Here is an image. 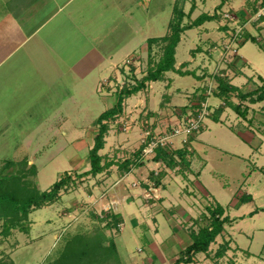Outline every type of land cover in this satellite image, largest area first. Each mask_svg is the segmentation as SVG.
<instances>
[{
    "label": "rangeland",
    "instance_id": "1",
    "mask_svg": "<svg viewBox=\"0 0 264 264\" xmlns=\"http://www.w3.org/2000/svg\"><path fill=\"white\" fill-rule=\"evenodd\" d=\"M172 1L150 0L147 10L140 8L142 13L139 10L137 17L127 19L118 15L119 10L125 8L112 4L108 48L112 47V55L115 51L120 54L112 57L110 70L93 91L91 79H86L88 90L83 95L76 91L73 100L64 96L62 102L56 103L46 98L43 102L28 103L40 112L32 118L0 120V172L7 161L17 163L4 170L16 177L7 183V189L18 193L26 186L46 190L59 178L65 180L56 199L20 218L24 230L12 228L4 235L2 231L8 222L0 217V264H85L87 261L77 253L85 243L91 251L86 264H111V259L103 255L105 250L100 248L102 242L107 246L111 241L124 258L131 256L133 263L150 257L155 260L154 264H160L156 257L159 258L162 250L167 257L176 260L184 250L181 251V241L177 238L181 237L180 227L185 230V226L188 231L192 226L182 220L181 209L192 204L199 212L208 213L207 206H214L216 201L224 209L228 208V212L235 210L233 205L229 206L231 201L241 204L240 212L262 205L254 220L247 218V222L256 227L253 237L237 234L236 240L243 248L250 244L255 253V261L246 260L244 264H264V229L259 228L264 227V175L256 170L259 166L264 173V137L259 139L257 134L263 131L264 124L256 118V125L243 123V118L226 107L222 98H215L217 83L212 79L220 51L226 49V43L231 44L227 29L234 32L237 26L242 27L240 39L234 44L237 49L233 54L227 52L233 56L220 65L219 78H227L239 86L251 82L247 80L242 84L233 80L242 73L243 61L239 54L248 61L246 74L256 81L253 72L264 77V0H225L221 7H218L221 0H175L185 13L184 26L201 14L217 13L218 16L180 34L174 65L181 72L195 75L177 73L181 76L173 79L171 73L164 72L161 79L146 81L138 91L129 95L123 93L121 110L115 107L119 93L137 86L162 58L165 43H153L148 50L147 39L170 33ZM225 3H230L231 7H223ZM131 39L132 51L118 50ZM207 88L212 91L206 102L207 112L200 119L201 127L185 133L183 128L198 118L200 103L206 101L202 96L206 95ZM229 97L232 102L239 101L234 95ZM75 99L77 103L72 102ZM25 105L24 102L22 106ZM222 106L225 109H221L219 119L224 124L210 118L212 112ZM261 106L259 103L248 108L256 116V113L264 114ZM107 110L113 112L103 121L107 131L103 147L97 151L100 170L94 172L89 154L99 129L97 118ZM177 128L180 133L175 132ZM156 146L170 152L173 167L153 159ZM183 148L187 149L188 165L175 153ZM126 162L127 168H124ZM32 165L35 172L30 170ZM129 174L135 178L132 182L124 178ZM160 176L161 181H155L154 177ZM248 186L251 192L257 191L256 198L253 202L241 203L239 196L247 194ZM138 187L144 188V192L139 193L138 198L133 197L131 192ZM129 196L141 205L136 201L125 206L124 199ZM193 197H198L199 205ZM164 199L165 212L161 203ZM117 210L124 216L118 229L112 227L109 215ZM226 214L223 213L222 218L227 216L232 222ZM169 217L176 221L175 225ZM241 227L249 225L241 224ZM171 237H175L177 243H172ZM216 241L208 249L212 257L218 248ZM64 250L69 257L65 261L57 259ZM208 253H195L192 261L182 264H213L212 258L202 257ZM225 257L223 260L227 262L230 257ZM242 260L245 259L240 254L239 261Z\"/></svg>",
    "mask_w": 264,
    "mask_h": 264
},
{
    "label": "crops",
    "instance_id": "2",
    "mask_svg": "<svg viewBox=\"0 0 264 264\" xmlns=\"http://www.w3.org/2000/svg\"><path fill=\"white\" fill-rule=\"evenodd\" d=\"M134 1L135 0H0V120L32 118L33 115H38L40 112L35 110L31 105L36 102H43L46 98L52 99V101L56 103L62 102L64 96L73 100L77 92L83 95L84 92L88 90L85 88L86 79L87 81L91 79L90 84L91 90L93 91V88L96 87L101 77L106 76L107 71L110 70L112 57H116V55L120 54V51H115L112 55V47L110 49L108 48L112 34V4L117 8H125L123 11L119 10L118 15H120L121 18L127 19L132 16L137 17L139 10L140 13H142L143 11L140 8H148L150 0H136V2L132 4ZM174 1L175 0L172 1V4ZM229 4L230 3H225L223 7H231ZM133 8H135V11H133L135 15L132 13ZM108 31H110L111 34H108ZM185 32H187V30ZM144 38L146 39L148 37ZM107 39H109V42H106ZM132 40L133 39L123 44L118 50L132 51L133 49L129 47ZM179 44L178 42L175 52ZM239 56L243 61L242 73L235 76L233 80L235 81V79H237L242 84H245L247 80L251 82H247V86H239L232 82L230 83L244 91L252 90L264 82V77L256 71L253 72L258 82L255 80L256 78L246 74L244 70L248 65V61L240 54ZM174 67L176 70L178 69L176 65H174ZM168 73H171L173 79H175L176 76H181L178 75L176 71L165 72V74ZM175 82L176 81H174V83ZM231 95L235 96V93H231ZM38 98L41 99L38 101ZM235 99L237 100L236 96ZM24 102L27 103V105L22 106ZM72 102L77 103L76 99ZM28 103H31V105ZM259 103L263 105V102H243V104H247L248 107H254ZM223 104L226 105L224 101ZM223 107L224 106H222L221 109H225ZM226 107L230 108L227 105ZM250 109L248 108L246 119H241L243 123L248 121L249 124L253 123L256 125L255 120L257 119L260 124H264V114L256 113V116H253L254 111ZM249 111L251 112V116H249ZM220 115L216 123H222L219 119ZM210 118L212 119V116ZM227 126L229 127L230 125ZM249 127L252 126L250 125ZM253 128L254 127H252V130ZM255 129L258 131L257 128ZM257 134L260 136L259 139H262V137H264V129L261 133L257 132ZM260 147L261 145L258 146V148ZM261 169L262 168H259V166L256 167V170L264 175ZM161 177L162 176H160V181L162 179ZM124 178L127 181L130 180V182L135 179L132 174L126 175ZM140 179H143V177ZM162 186L165 187L164 185ZM249 187L250 186H248V191L246 193L247 195L251 194L252 198L248 202H253L256 198L257 191L251 192ZM134 189L135 190L131 192L133 197L138 198V194L144 192V188L138 187ZM129 197L130 198L126 197L124 199L125 204H123L125 206L137 201L131 199V196ZM193 198L195 199L194 202L198 203V199H196L198 197ZM127 200L130 202L127 203ZM164 202L165 199L161 201L163 210V207L166 205V202ZM216 202L218 203V201ZM137 203L141 205L138 201ZM190 205L191 206L182 208L180 211L184 213L182 220L185 224L192 225L188 231L187 227L184 226L185 230L180 227L181 237H177L176 235L179 241H181V244H179L181 251L191 244L192 239L190 232L197 231L196 229L199 227V221L202 219L204 213L207 214L206 210L199 212L197 207L195 209V205ZM230 205H233L235 210H233V212H228L227 208L224 209V213H227L226 215L230 216V219H233V221L224 223L223 232L215 239L217 240L218 246L220 243L228 241L229 249L221 258H218L217 264H244L246 260L249 261L250 259L255 261L253 255L255 253L250 249V244H246L245 249L238 244L236 237L237 234H244L250 238L253 237L256 227H254L253 223L250 224L247 221L248 219L254 220L255 216L257 217V214L261 212L258 211V209H261L262 205L255 206L253 210L245 209V211L242 212L239 210L241 206L240 203L236 204L231 201L229 203V206ZM125 206H123L121 212ZM254 210H256L255 212L257 213L252 214L251 212ZM121 212L117 210L115 213H120L123 224L124 216ZM170 212H172V210H170ZM170 215L175 217L174 213H170ZM172 217L168 219L172 220L173 225H175L176 221ZM241 224L249 225V227L243 228ZM259 228L264 229V227ZM170 240L172 243H177L175 237H171ZM153 242L154 241H151V243ZM215 245L216 244L213 243V246ZM217 245L216 247H218ZM117 251L121 264H154L155 262L154 259L146 257L143 258L142 262L137 261L133 263V258L131 256L127 255V257L124 258L123 255H121L118 246ZM240 254H242L245 260L239 261ZM158 255L159 258L156 257V260H158L160 264H172L175 260V257H167L163 250L160 251ZM211 255V253H208L202 257L206 260L212 258ZM224 257L226 259L227 257L230 258L225 262L223 260ZM211 261L213 262L214 260L212 259ZM213 264H215V262Z\"/></svg>",
    "mask_w": 264,
    "mask_h": 264
},
{
    "label": "trees",
    "instance_id": "3",
    "mask_svg": "<svg viewBox=\"0 0 264 264\" xmlns=\"http://www.w3.org/2000/svg\"><path fill=\"white\" fill-rule=\"evenodd\" d=\"M225 0H221V3L218 7H221V4ZM193 10V6H191L190 11ZM185 13L181 7L178 6L177 2L174 3L172 9V16L168 22V30L170 31L169 34H165L161 37H152L147 39V47L148 50L151 49V45L153 43L164 42V50L162 53V58L157 63L154 69H149L148 73L142 80L137 84V86L133 87L131 90L124 89V91L120 92L119 96L117 97L116 109L121 110L122 104V94H131L138 91L141 87H143L146 81H157L163 77V73L166 71H177L181 75L185 74H192L195 75L193 72H181L176 70L174 67V52L175 48L180 41V34L191 28L197 27L201 25L205 21H211L216 19L217 13L212 15L208 14H201L199 15L191 24L183 25L182 20ZM250 36V35H249ZM248 36V38H249ZM251 37V36H250ZM199 78L198 76H196ZM215 81L217 83L216 89L217 91L214 96L218 98H222L223 101L229 106L233 111H235L241 118L246 119V115L248 113V106H243V102L248 103H258L263 102L262 109L264 111V82L258 86H256L252 90L243 91L239 87L232 85L227 78H219L216 77ZM263 81V80H262ZM231 93H235V96L239 100L238 103H234L230 101L229 95ZM206 96H202V100H204ZM210 98V97H209ZM221 108H216L213 111L212 119L218 121V117L221 113ZM112 110H107L101 113L97 118V123L99 125V129L97 135L95 136L94 145L91 148V152L89 154V160L91 164V170L97 172L100 170L99 167V156L97 151L103 147L104 142V134L107 131L106 124L103 123L104 120L108 119L112 114ZM143 147L141 146L140 149ZM187 149H177L175 151L176 154L180 156L181 162L188 165L189 161L185 158ZM154 158L155 161H161L166 164L168 167L174 166V159L171 156L170 152L167 151L166 148L162 146H156L154 148ZM170 157H169V156ZM168 158V161L167 159ZM17 165L16 162L7 161L0 172V217L5 218L8 224L4 225V230L2 231L4 235H7L12 228H17L20 230H24L20 225V218H25L27 215L32 211V209H37L49 203L57 198V195L64 185L65 180L63 178H59L55 181L48 189L46 190H36L26 186V188L22 189L20 193L16 190L7 189V183L10 181L15 180V176L9 171H4L8 167H15ZM127 168V162L123 166ZM31 172H35V168L32 165L30 167ZM155 181L159 182L158 177H154ZM251 195H241L239 197L240 202H248L251 200ZM208 213L203 215L202 219L200 220V226L197 231L191 232V239L192 242L189 244L182 252L181 256L175 260V264L180 263H188L192 261V255L198 252H208L209 246L212 242L215 241L216 237L220 235L224 230V223L229 222V218L227 216L222 218L224 213V208L219 205L218 203L214 204V206H207ZM256 210L251 212L252 214L255 213ZM112 219V227L118 229V224L122 222V217L120 213H110L109 214ZM95 245V244H94ZM98 247V243H96ZM95 245V246H96ZM89 245L85 243L81 249L77 253L79 258H84L85 261L88 262V254L90 251ZM102 250H105L104 256H108L111 259V264H121L119 254L117 252L116 245L113 241H111L107 246H104V243H101ZM229 249V242L224 241L222 242L218 248L215 250V253L212 257L215 264L218 263V258H221L226 251ZM83 256V257H82ZM69 257L67 254V250L63 251L61 255L57 258H62L60 260H66ZM85 262V264L87 263Z\"/></svg>",
    "mask_w": 264,
    "mask_h": 264
},
{
    "label": "built area",
    "instance_id": "4",
    "mask_svg": "<svg viewBox=\"0 0 264 264\" xmlns=\"http://www.w3.org/2000/svg\"><path fill=\"white\" fill-rule=\"evenodd\" d=\"M241 30H242V27L241 26H239V27L237 26V28H235V31L234 32H231L229 28L227 29V31H228L227 33L229 34L228 37L230 39V42L229 43H231V44L226 43L225 44L226 45V47H225L226 49L224 50V48H223L220 51V56H219V58L216 61V66H215V69H214V73L212 74V79H214V81H215V78L216 77H220L221 76L220 75L221 72H219V70H218V69H220V65H223V63L226 64L227 61H230V57L233 56V55H230L229 56L227 54V52L229 54L230 53L233 54L235 52V50L237 49L234 44L235 43H238L237 41L240 39V36H241V32L240 31ZM222 74H223V72H222ZM205 91H206V93H205L206 95H204V96H206V98L203 101H205V100L206 101L200 103L201 110H200V113L198 114V118H197V120L193 121V124L191 123L188 126H186V127L183 128L185 133H191L193 130H197L198 128L201 127L200 126L201 125V123H200L201 120L200 119H201V116L204 113L207 112L208 106L206 105L207 104L206 102L209 99V94H211V91L212 90L209 92V88H207V90H205ZM175 132L176 133H180V131H179L178 128L175 129Z\"/></svg>",
    "mask_w": 264,
    "mask_h": 264
}]
</instances>
